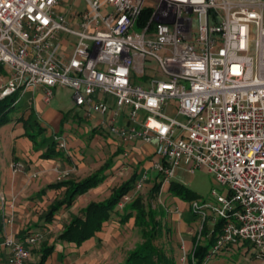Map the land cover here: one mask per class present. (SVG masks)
I'll return each mask as SVG.
<instances>
[{
	"label": "built area",
	"instance_id": "2783aa9c",
	"mask_svg": "<svg viewBox=\"0 0 264 264\" xmlns=\"http://www.w3.org/2000/svg\"><path fill=\"white\" fill-rule=\"evenodd\" d=\"M85 1L89 11L75 27L63 0H0V65L8 72L0 100L42 87L48 103L54 88L69 89L76 107L100 115L121 144H156L150 170L163 181L182 163L205 169L228 195L212 190V201L190 205L198 232L221 221L202 264L242 242L264 260V0H152L154 7L107 0L113 11L106 16L100 0ZM135 76L149 77V86L134 84ZM171 101L185 122L166 114ZM130 200L124 196L118 208ZM13 208L0 183V264H27L38 236L6 233ZM186 256L182 250L180 264Z\"/></svg>",
	"mask_w": 264,
	"mask_h": 264
},
{
	"label": "crops",
	"instance_id": "0c3cea01",
	"mask_svg": "<svg viewBox=\"0 0 264 264\" xmlns=\"http://www.w3.org/2000/svg\"><path fill=\"white\" fill-rule=\"evenodd\" d=\"M4 70L6 73L0 74L1 85L8 77L7 70L5 68ZM143 81L145 86H149L146 77H143ZM132 82L138 84L134 82V79ZM23 96L24 103L20 104L21 97H18L19 102L17 101L7 114L6 120L0 124L1 191L9 202L14 201L13 221L7 225L6 233L21 241L30 234L38 236L36 244L29 249L27 264H39L43 249L46 247H53V250L44 264H109L111 260L107 249L112 247L114 240L120 241V229L114 226L106 229L104 226L101 232L80 247L64 242L59 236L64 226L77 216L82 208L90 202H100L110 196L99 199L97 190L109 180L108 173L112 170L105 171L106 179L103 183L76 197L70 207L61 208L50 222L46 220L48 206L54 200L64 196L65 188L47 190L43 193L41 191L61 179L83 180L100 170L112 158L118 159L116 162L118 166L121 158L125 161L129 158H137L139 162L147 160L150 162V169L155 160L156 144H145L139 141L121 144L109 132L104 131L106 128L100 125L102 119L100 115L96 114L92 117L91 115L95 113L88 108L76 107L73 94L69 89L54 88L48 103L43 100L42 87L32 88ZM101 98L107 102L108 106L114 107L113 97L104 95ZM174 105V101L169 103V106ZM31 111L40 126L45 129L46 137L56 136L64 141L65 148L62 149L64 158L43 159L41 154L45 149L34 150L32 142L26 136L23 123V119H26ZM85 127H91V132L82 133ZM174 203L182 209L186 207V204L177 199ZM11 213L7 210L6 216H10ZM129 222L133 224L132 219ZM0 225H2L1 217ZM197 229L198 227L196 231ZM179 236L181 242L190 240L189 247H192L194 235L191 239L185 234ZM2 237L3 230L0 229V242ZM6 254L7 251L2 249V256ZM125 259L126 257L123 260Z\"/></svg>",
	"mask_w": 264,
	"mask_h": 264
},
{
	"label": "trees",
	"instance_id": "16d2710c",
	"mask_svg": "<svg viewBox=\"0 0 264 264\" xmlns=\"http://www.w3.org/2000/svg\"><path fill=\"white\" fill-rule=\"evenodd\" d=\"M5 73L4 67L0 65V74L4 75ZM17 101L18 94L0 100V124L6 120L7 114L13 109ZM23 123L26 128V136L32 142L34 150L45 149L41 154L43 159L64 158V152L59 148V142L55 139L56 136L46 137L45 129L40 126L32 111L26 119H23ZM110 161L106 162L100 170L83 180L76 181L72 178H65L46 186L41 191L42 193L47 190L65 188L64 196L54 200L48 206L46 220L48 222L52 221L56 212L61 208L70 207L76 197L87 193L90 189L96 188L103 183L106 179L105 171L112 166ZM136 176L137 174L134 173L131 178L115 187L107 199L100 202H90L86 207L82 208L78 215L64 226L59 238L66 243L80 247L101 232L114 214L119 213V224H127L132 219L134 227L139 229L142 238V242L137 244L128 253L122 264H177L181 255L176 254L170 247L173 239L170 232H167L165 229L166 225L163 222L167 214L165 209H156L150 205H146L142 196H137L130 200L122 210L118 208L122 198L130 194L134 189ZM160 189L161 182H158L153 184L150 192L157 193ZM168 193L173 200L177 199L184 202L192 200L189 190L179 182L172 181L169 185ZM118 210L123 212L120 213ZM220 224L221 221H211L204 223L200 232L197 230V233L193 236L192 247L187 252L188 264H192L193 262L195 264H202V261L209 254V250L215 242V238L220 230ZM0 229L2 231V225H0ZM166 232L168 234L165 236ZM163 235L164 245H159L158 240L163 238ZM52 250L53 247L43 249L39 264L45 263Z\"/></svg>",
	"mask_w": 264,
	"mask_h": 264
},
{
	"label": "rangeland",
	"instance_id": "374dc122",
	"mask_svg": "<svg viewBox=\"0 0 264 264\" xmlns=\"http://www.w3.org/2000/svg\"><path fill=\"white\" fill-rule=\"evenodd\" d=\"M63 3L64 4L61 7V11L65 13L67 22L75 27H78L81 22L82 16L89 11L88 3L85 0H63ZM100 6V13L102 16H106L113 11L111 5L108 4L107 0H100ZM145 6L154 7L155 4L152 0H146ZM194 24L196 34V22ZM148 65L151 66L153 70L154 67H156L154 61H151ZM147 74L148 76H154V71H148ZM146 78L148 79V81L150 80L149 77ZM134 82L145 86L143 77L135 76ZM145 87L148 86L146 85ZM23 98L24 96L21 95L20 104L24 103ZM64 99L66 100V98ZM171 104L173 105V103ZM166 114L169 117L176 118L181 122H185V119L182 116L178 115L175 106H169ZM95 115L96 114H92L91 116L93 117ZM104 131L108 133L107 128ZM90 132L91 127L83 128L82 133L88 134ZM110 160L112 166L108 170H106H112L108 173L109 180L102 187H99V189L97 190V198L103 199L108 197L114 187L131 178L134 173L137 174L135 179L136 182L144 175H146L147 180L144 182L142 188L139 190H135L134 188L131 191V200L136 198L137 196H142L146 205H150L152 208L156 209H165L167 214L163 219V222L166 225L165 229L167 230V232H170L173 239L170 247L174 252H176V254L178 253L179 255H182V250L188 252L190 248L188 242L190 240H184L181 242L179 235L185 234L188 235L191 239L192 236L197 233L196 228L199 227V219L190 211L191 203L194 201L199 203L212 201V190H215L217 194H221L223 196L228 195V189L222 187L212 175L207 173L205 169L195 168L191 171V164L185 165L182 163L179 169L176 170L172 178H169L166 181L164 178L163 181V176L156 172H151V170L149 169L150 162H148L147 160L139 162L137 158H129L125 161L123 158H121L119 166L118 164H116V162H118L117 158H114V160L112 158ZM172 181L179 182L184 185L191 194V201L184 202L179 200L180 202H183V204H186L185 209H182L181 207L175 205L174 200L168 193L169 185ZM158 182H161V189L157 193H151L150 189L152 188L153 184ZM121 210H118V212L122 213L123 211ZM118 214H114L111 220L105 225L106 229H111V227L109 226H114L121 230L120 241L115 238L116 240H114L112 247H109L107 249L108 253L110 254L111 260L109 264L124 263L123 259L128 256V253L133 250L137 244H140L142 242L139 229L135 228L134 225L130 222L124 225H120L118 222ZM190 227L192 229H190ZM167 232L165 233V236L168 234ZM158 244L164 245V235L163 238L158 240ZM209 252H212V249H210ZM257 255L258 251L253 244L249 242H242L233 245L229 249H221L216 254H210L208 260L206 261V264H264V260H262ZM177 264L180 263L178 262Z\"/></svg>",
	"mask_w": 264,
	"mask_h": 264
}]
</instances>
